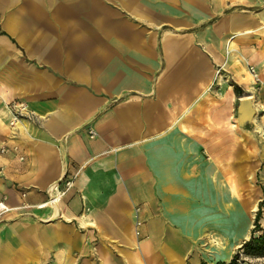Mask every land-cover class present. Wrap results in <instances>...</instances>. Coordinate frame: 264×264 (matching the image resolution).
<instances>
[{"label":"crops","instance_id":"crops-1","mask_svg":"<svg viewBox=\"0 0 264 264\" xmlns=\"http://www.w3.org/2000/svg\"><path fill=\"white\" fill-rule=\"evenodd\" d=\"M263 62L264 0H0V264H201Z\"/></svg>","mask_w":264,"mask_h":264},{"label":"rangeland","instance_id":"rangeland-1","mask_svg":"<svg viewBox=\"0 0 264 264\" xmlns=\"http://www.w3.org/2000/svg\"><path fill=\"white\" fill-rule=\"evenodd\" d=\"M252 65L258 79L250 71ZM246 68L253 76V85L238 89L237 86H232L235 95L229 109V236L221 234L220 226L225 220L220 218L221 208L218 203V218L202 220L203 234L198 241L200 251H197L201 264L231 262L238 253L237 264H264V257L249 256L240 251L254 233L256 218L264 201V62L260 69L255 64ZM231 84L234 82L229 78V93ZM248 97L254 108V115L251 121L243 122L240 109L242 102ZM206 221L212 226L211 232ZM214 222L218 227L217 232H214ZM260 226L264 228V206ZM260 233L256 232L257 235ZM225 251L227 256L221 257ZM209 255L219 258L214 259Z\"/></svg>","mask_w":264,"mask_h":264},{"label":"built area","instance_id":"built-area-1","mask_svg":"<svg viewBox=\"0 0 264 264\" xmlns=\"http://www.w3.org/2000/svg\"><path fill=\"white\" fill-rule=\"evenodd\" d=\"M250 71L253 74V76L258 79V74L256 72V69L253 66L250 67ZM17 119H18V116H15L10 124L13 126L15 122L17 121ZM90 133H91V136H94V132L92 130ZM0 151L1 153L6 154L7 152H9V148H7V146H4L0 148ZM73 183H74V178L71 175H68V174L65 175L59 182H57L51 187L50 192H49V200L41 207H44V206L54 207L58 205L61 202V200L65 197V195L69 192V190L72 188ZM7 210H9V208L7 206L5 208H1V203H0V214ZM139 210L140 209H137V211ZM140 225H141V222L138 221L137 222L138 229L136 232L137 235H140V230H139ZM46 264H53V263L48 262Z\"/></svg>","mask_w":264,"mask_h":264},{"label":"trees","instance_id":"trees-1","mask_svg":"<svg viewBox=\"0 0 264 264\" xmlns=\"http://www.w3.org/2000/svg\"><path fill=\"white\" fill-rule=\"evenodd\" d=\"M238 89V86L236 87ZM264 206V201L261 204V209L259 210L258 216L256 218V227L254 233L250 240L245 242L240 248V251H243L246 255L254 257H264V228L260 226V219L262 215V207ZM256 232H261L259 235ZM239 253L236 255L234 260L231 262L220 261L216 264H237Z\"/></svg>","mask_w":264,"mask_h":264},{"label":"bare ground","instance_id":"bare-ground-1","mask_svg":"<svg viewBox=\"0 0 264 264\" xmlns=\"http://www.w3.org/2000/svg\"><path fill=\"white\" fill-rule=\"evenodd\" d=\"M248 71V70H247ZM246 71V72H247ZM250 97H248L247 99H244L243 101V105L241 108L242 111V116L243 117H252V115H254V108L252 106V103L250 102ZM220 175V174H219ZM218 176V175H217ZM219 181V180H218ZM230 183V182H229ZM229 186V185H228ZM234 188V184L232 185ZM230 194V193H229ZM235 197V196H234ZM1 208H4V204H1ZM230 208V206H229ZM232 208V207H231ZM211 237V236H210ZM204 238V237H203ZM211 239V238H210ZM212 242V241H211ZM214 243V242H213ZM215 246V245H214ZM225 249V248H223ZM226 250V249H225ZM209 251V250H208ZM210 252V251H209ZM229 254H230V250H229ZM211 257H213L214 259H218V256H214V255H209ZM227 256V251L224 252L223 255H221V257H226Z\"/></svg>","mask_w":264,"mask_h":264},{"label":"water","instance_id":"water-1","mask_svg":"<svg viewBox=\"0 0 264 264\" xmlns=\"http://www.w3.org/2000/svg\"><path fill=\"white\" fill-rule=\"evenodd\" d=\"M242 105H243V102H242ZM242 105H241V108H242ZM240 111H241V109H240ZM243 118V116H242V111H241V119Z\"/></svg>","mask_w":264,"mask_h":264}]
</instances>
